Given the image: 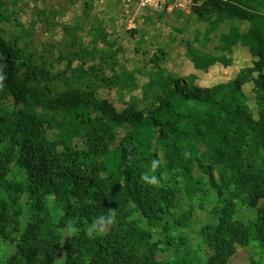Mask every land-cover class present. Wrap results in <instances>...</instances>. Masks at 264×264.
Masks as SVG:
<instances>
[{
	"label": "trees",
	"instance_id": "16d2710c",
	"mask_svg": "<svg viewBox=\"0 0 264 264\" xmlns=\"http://www.w3.org/2000/svg\"><path fill=\"white\" fill-rule=\"evenodd\" d=\"M192 14L204 21L225 15L246 22L247 31H229L216 49L230 53L240 44L251 53L252 66L209 88L168 75L142 109L131 105L123 113L98 101L89 86H53L57 75L39 67L19 37L6 41L0 32V237L15 245L6 264H55L60 230L71 224L76 233L63 244L64 264H186L159 261L161 242L129 219L136 213L159 223L171 214L179 189L162 182L163 173L174 182L184 177L188 190L193 177L207 176L222 199L218 222L201 231L212 251L206 264H228L252 236L264 252V0L207 1ZM192 62L207 71L228 60L196 54ZM39 107L51 115L38 113ZM119 128L125 133L115 145ZM52 130L62 133L60 140L48 138ZM13 169L22 173L19 181ZM50 199L62 208L58 223ZM238 200L256 209L253 227L231 219ZM173 224L184 227L179 220ZM101 225L109 232L97 237ZM168 230L163 224L160 234Z\"/></svg>",
	"mask_w": 264,
	"mask_h": 264
},
{
	"label": "rangeland",
	"instance_id": "374dc122",
	"mask_svg": "<svg viewBox=\"0 0 264 264\" xmlns=\"http://www.w3.org/2000/svg\"><path fill=\"white\" fill-rule=\"evenodd\" d=\"M2 3L0 10L8 19L0 22L2 36L6 41L19 37L20 46L35 57L37 65L48 67L52 75H57L53 86L60 90L70 86L79 91H85L89 86L98 101H107L118 113L131 105L142 109L159 93L158 83L168 75L189 85L209 88L234 80L239 71L252 66L254 60L249 50L240 44L230 53L216 49L229 31L244 33L248 28L246 22L225 15L204 21L192 12L187 16L172 17L166 12L157 14V11L147 9L145 13L152 16H141L143 21L137 20L136 27L131 29L121 20L116 8L98 12L93 0H2ZM74 54L79 57L75 58ZM196 54L225 56L228 63H216L207 71L197 70L192 62ZM69 63L70 67L66 69ZM151 82L156 85L149 86ZM44 84L47 81L40 82V88ZM244 92L252 97L249 86ZM36 110L51 115L47 109L44 111L39 107ZM53 115L56 121H62L61 114ZM116 133L115 145H118L125 129L119 128ZM47 136L50 140H60L62 133L52 130ZM74 143L79 145V141ZM153 175L150 168L147 176ZM13 176L19 181L22 173L13 169ZM161 176L162 182L179 189L171 214L159 223H149L136 213L129 219L150 231L154 242H161L157 253L159 261L206 264L212 251L201 231L205 225L218 222L222 199L217 197L207 176L193 177L190 190L184 177H175L174 182L172 175L163 173ZM193 189L196 190L192 195ZM48 206L58 223L62 208L53 199L48 200ZM28 217L25 215L21 223L24 224ZM231 219L253 227L257 211L238 200ZM174 220H179L184 227L175 228ZM163 224L169 228L167 236L160 234ZM95 232L97 237H102L109 229L101 225ZM75 233L72 224L70 228L60 230L61 241L54 251L55 264H64L63 244ZM252 237L246 245L237 247L228 264H264L263 249ZM166 238L172 242L171 246L164 244ZM179 238L185 244L181 245ZM14 252L15 245L0 237V264H6Z\"/></svg>",
	"mask_w": 264,
	"mask_h": 264
},
{
	"label": "built area",
	"instance_id": "2783aa9c",
	"mask_svg": "<svg viewBox=\"0 0 264 264\" xmlns=\"http://www.w3.org/2000/svg\"><path fill=\"white\" fill-rule=\"evenodd\" d=\"M207 1L213 0H93L98 12H104L110 7L116 8L121 20L131 29L136 27L138 16L143 10H164L172 16L175 13L187 16L195 6Z\"/></svg>",
	"mask_w": 264,
	"mask_h": 264
},
{
	"label": "crops",
	"instance_id": "0c3cea01",
	"mask_svg": "<svg viewBox=\"0 0 264 264\" xmlns=\"http://www.w3.org/2000/svg\"><path fill=\"white\" fill-rule=\"evenodd\" d=\"M157 14H159V13L157 12ZM176 15H177V14L175 13L174 16H172V17H183V16H181V15H179V14H178V16H176ZM141 16H143V17H144V16H146V17H147V16H148V17H151L152 14H147V13H145V11L143 10V11L140 12V14H139V16H138V20L140 19ZM140 20H141V22L143 21V19H140ZM209 68H210V67H209Z\"/></svg>",
	"mask_w": 264,
	"mask_h": 264
},
{
	"label": "bare ground",
	"instance_id": "6f19581e",
	"mask_svg": "<svg viewBox=\"0 0 264 264\" xmlns=\"http://www.w3.org/2000/svg\"><path fill=\"white\" fill-rule=\"evenodd\" d=\"M153 11H156V10H153ZM159 13H164L165 11L164 10H161V11H157Z\"/></svg>",
	"mask_w": 264,
	"mask_h": 264
}]
</instances>
